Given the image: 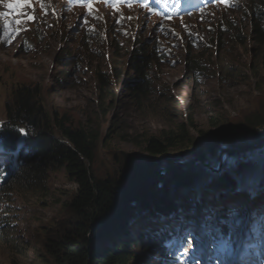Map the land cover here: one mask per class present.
Segmentation results:
<instances>
[{
	"label": "trees",
	"instance_id": "obj_1",
	"mask_svg": "<svg viewBox=\"0 0 264 264\" xmlns=\"http://www.w3.org/2000/svg\"><path fill=\"white\" fill-rule=\"evenodd\" d=\"M251 17L250 33L236 32L219 39L214 59L198 53L190 56L185 71L194 85L211 76L231 88L256 80V90L264 89V18L258 8H253ZM149 43L135 40L133 47L125 50V56L116 58L110 72L102 70L97 74V108L105 121L102 129L76 128L69 115L50 108L45 87L19 85L12 92L13 105L7 108V123L0 134V158L3 159L0 178L7 175L11 180L8 185L0 186V200L4 198L7 202L0 211V227L13 256L18 255L13 248L21 254L25 244L16 239L19 209L13 206L14 192H18V196L51 199L52 173L55 172L63 171L75 185V191L62 204L61 217L42 231L46 260L40 264H174L179 262L181 250L188 245L192 232L200 231L209 237L210 245L215 243L210 237L225 240L231 235L230 226L235 223L239 208L250 207L259 200L257 190L264 183L252 177L242 178L239 186L236 181L229 182L223 190H218L215 184L196 188L203 176L194 174L203 165L182 166L181 160L183 150L192 148L195 142L191 132L197 129L190 113L182 121L170 119V128L157 135L129 133L126 116L137 108H144L151 115L169 111L164 107L170 98L156 86L154 73L155 65L165 60ZM63 61L58 56L51 70L50 76L57 85L66 82L65 73L61 71ZM253 116L239 119L240 124L228 128L224 127L221 116H207V121L214 130L213 136L219 135L230 143L244 138L243 135L253 140L264 136V109L254 110ZM225 128L232 134L228 139ZM197 133L204 136L199 130ZM218 140L207 143L205 151L203 147L193 152L192 157L196 158L192 162L207 151V159L215 166L213 157ZM118 142L142 147L150 158L145 154L124 153L115 156V166L102 174L98 170L97 156L100 150L111 149ZM175 152L179 154L174 155ZM159 163L176 167L169 186L173 190L134 209L130 206L131 199L142 188L140 184L151 179L148 176L158 177L156 166ZM154 185L152 182L147 186L148 190L152 189L148 193L158 195L160 191H154ZM252 211L257 215L255 224L260 227L264 209L257 206ZM12 219L18 221L15 223ZM180 236L181 246L176 249ZM197 259L195 257L192 264H196Z\"/></svg>",
	"mask_w": 264,
	"mask_h": 264
},
{
	"label": "rangeland",
	"instance_id": "obj_2",
	"mask_svg": "<svg viewBox=\"0 0 264 264\" xmlns=\"http://www.w3.org/2000/svg\"><path fill=\"white\" fill-rule=\"evenodd\" d=\"M8 2L9 0H0V34L4 33L6 23L13 28L17 27L15 21L19 18L16 15L18 10L9 9ZM43 3L45 8H41V0H33L34 12L32 8L25 11L33 14L35 19L20 25L21 30L11 43L0 42V130L7 118V108L13 105L12 92L19 85L45 87L49 92L47 98L50 108L69 115L76 128L102 129L105 121L97 108V74L102 70L110 72L116 58L125 56V50L132 48L135 40L149 41L151 48L154 46L156 53L165 60L155 65L154 73L156 86L158 89L162 88L163 91L160 92L170 98L168 105L164 107L169 111L166 114L162 112L151 115L150 111L137 108L136 112L126 116L129 133L133 136L157 135L161 130L170 128V119L182 121L190 113L192 124L197 129L191 132L195 142L192 148L183 150L185 154L181 156V160L182 166L203 165L194 174L203 176L196 188L205 185L209 188L215 184L218 190H223L232 181H236L239 186L244 177L257 178L260 183H264V145L247 154L246 151L245 154L238 151L259 146L258 142L264 140V136L253 140V137L243 135L244 138H238L240 140L226 143L221 136L212 135L214 130L207 121V116H221L225 122L224 127L228 128L240 124L239 119H252L254 110L264 109V89L256 90V80L246 85L236 84L231 88L222 80L211 76L200 79L194 85L185 71L188 60L194 53L214 59L219 39L236 32L242 35L250 33L252 10L258 8L264 18V0H232L228 4H214L192 16L174 21L152 17L143 7L113 10L96 3L91 6L92 12L89 14V8L74 9L58 0H43ZM58 56L64 60L61 71L65 73L63 79L66 82L57 85L50 74ZM198 130L203 137L197 133ZM224 134L228 136L227 139L232 135L226 128ZM216 138L220 140L215 145L218 148L213 158L218 167L221 154L224 153V163L220 172L210 177V169L203 161L208 158V152H202V158L194 162L192 161L196 157L193 158L192 154L203 147L205 151V145ZM231 151L237 152L234 156L225 155ZM124 153L143 156L145 151L130 142L114 143L111 149L100 150L97 156L98 170L102 174L105 173L104 170L109 172L115 166V156ZM146 157L150 158L148 155ZM2 160L0 158V169L3 166ZM213 166L212 164L211 167ZM52 175L54 182L51 199H37L24 194L15 196L13 206L19 209V221H12H18L16 239L25 243L21 253L24 256L19 257L21 254L14 248L13 252L18 255L15 257L10 253V245H7L0 227V264H40L46 260L42 231L61 217L62 204L75 191V185L63 171ZM3 178L6 180L0 181L1 187L11 181L7 175L0 179ZM258 191L260 201H253L255 203L250 207L241 206L242 209L237 211L235 226L230 228L231 235L227 240L222 241L223 243L220 239L216 240V243L210 245V249L209 237L192 236V246H185L179 255V262L174 264H192L190 261L194 254H200L196 264H264V217L260 218L261 226L258 227L255 224L257 215L252 211V207L257 206L264 209V186ZM244 193L248 196L247 192ZM4 204L5 199L2 198L0 210L5 207ZM236 223L242 225V228H238ZM196 242L198 245H195ZM179 246L181 236L176 249Z\"/></svg>",
	"mask_w": 264,
	"mask_h": 264
},
{
	"label": "water",
	"instance_id": "obj_3",
	"mask_svg": "<svg viewBox=\"0 0 264 264\" xmlns=\"http://www.w3.org/2000/svg\"><path fill=\"white\" fill-rule=\"evenodd\" d=\"M258 143L260 144V145L258 144L259 146H255L252 148L249 147V148H245V149H240L238 151L242 154H245L244 153L245 151H246V154L250 153L251 151H254L255 149H257L258 147L260 148V146L264 145V140H262ZM235 152H237V151H235ZM235 152H233V151L227 152V153H225V155L234 156ZM223 154L224 153L221 154V159H220V163H219L218 167L216 165H215L216 167L215 166L211 167L212 164L209 165V161H210L209 159L203 160L205 163V166L210 169V174L212 175V177L215 176L217 173H219L223 167V163H224ZM210 163H211V161H210ZM193 165H195V164H192L189 167H192ZM156 167H157L156 174L158 177L153 176V178H154L153 179L152 177L148 176V178H151V179L150 180L146 179V182L143 181L139 186L142 188H139V190H138L139 192H137L135 194V196H133V199H131L132 202L130 203V206H132L134 209H139V207H141L146 202L149 203V201H151V199L162 197L163 195H165L167 193V191L169 192V191L173 190V188H169V186H171L170 185L171 180L173 181L172 175H173V171L175 170L176 167L175 166H171V167L165 166L162 163H159ZM152 182H154V184H155L154 185V191H157V192L160 191L158 193V195H154L153 193H151V194L148 193V191H150L152 189L150 188L148 190L147 186H151Z\"/></svg>",
	"mask_w": 264,
	"mask_h": 264
},
{
	"label": "snow or ice",
	"instance_id": "obj_4",
	"mask_svg": "<svg viewBox=\"0 0 264 264\" xmlns=\"http://www.w3.org/2000/svg\"><path fill=\"white\" fill-rule=\"evenodd\" d=\"M120 2H125V0H120ZM126 2L129 3V5H131L132 0H126ZM220 2L224 4H228L230 0H220ZM7 7L9 9H17L18 11L16 15L17 17H19L15 21L17 27L13 28L10 24L6 23L4 26V33L0 34V42L11 43L12 39L15 38V35L19 34L21 30L20 25L35 19V16L33 14H30L25 11V9L27 8H32L34 12L33 0H9V2L7 3ZM41 8H45L43 0H41ZM88 8H89V14H91L92 12L91 3L88 4ZM28 47L30 48L31 45H28ZM20 131L23 132L24 130L21 129ZM20 146L22 147V145ZM187 244L188 247L192 246V242L190 239L187 241ZM185 251H187V249H185Z\"/></svg>",
	"mask_w": 264,
	"mask_h": 264
},
{
	"label": "bare ground",
	"instance_id": "obj_5",
	"mask_svg": "<svg viewBox=\"0 0 264 264\" xmlns=\"http://www.w3.org/2000/svg\"><path fill=\"white\" fill-rule=\"evenodd\" d=\"M246 189H247V188H246ZM252 195H253V194H252ZM244 202H245V201H244ZM244 202H243V203H244Z\"/></svg>",
	"mask_w": 264,
	"mask_h": 264
}]
</instances>
